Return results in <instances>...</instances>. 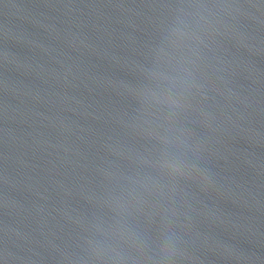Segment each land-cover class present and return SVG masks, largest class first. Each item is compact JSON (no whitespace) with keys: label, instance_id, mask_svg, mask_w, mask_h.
<instances>
[{"label":"water","instance_id":"water-1","mask_svg":"<svg viewBox=\"0 0 264 264\" xmlns=\"http://www.w3.org/2000/svg\"><path fill=\"white\" fill-rule=\"evenodd\" d=\"M177 17L208 23L172 118L143 97ZM168 119L194 178L153 167ZM129 227L140 264L165 231L174 264H264V0H0V264H97Z\"/></svg>","mask_w":264,"mask_h":264},{"label":"clouds","instance_id":"clouds-1","mask_svg":"<svg viewBox=\"0 0 264 264\" xmlns=\"http://www.w3.org/2000/svg\"><path fill=\"white\" fill-rule=\"evenodd\" d=\"M178 7L207 9L216 6L195 4ZM207 23L208 21L204 17L193 18L190 22L177 17L166 30L160 47L156 49V64L148 72V76L166 86L160 87L158 84L156 90L146 89L143 99L144 102L167 112L169 117H178L187 107L188 91L195 86L194 69L196 60L199 59L196 53L203 43L202 33ZM190 54L196 55V60H193ZM161 127L163 135H158L156 139L162 145V155L153 167L170 180L194 178L195 176L181 161L169 155L170 148H178L180 144L184 143L181 140L184 130L177 127L175 119L166 120ZM196 171L205 181L210 182L211 172L209 169L201 167ZM152 183L157 184L158 181L152 180ZM179 242L180 237L165 231L154 250V255L143 256L141 259L151 261L152 264H174V257L177 255L176 245ZM145 247L140 236L129 227L105 233L103 238L92 241L88 249V256L97 264H140V260L130 255L128 249L136 248L143 252Z\"/></svg>","mask_w":264,"mask_h":264}]
</instances>
